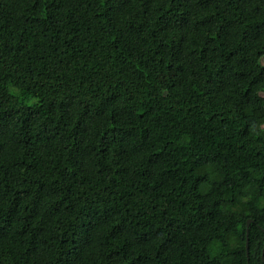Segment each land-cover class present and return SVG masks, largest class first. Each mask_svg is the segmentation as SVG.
Instances as JSON below:
<instances>
[{
  "label": "trees",
  "instance_id": "trees-1",
  "mask_svg": "<svg viewBox=\"0 0 264 264\" xmlns=\"http://www.w3.org/2000/svg\"><path fill=\"white\" fill-rule=\"evenodd\" d=\"M263 74L264 0H0V264H264Z\"/></svg>",
  "mask_w": 264,
  "mask_h": 264
},
{
  "label": "water",
  "instance_id": "water-1",
  "mask_svg": "<svg viewBox=\"0 0 264 264\" xmlns=\"http://www.w3.org/2000/svg\"><path fill=\"white\" fill-rule=\"evenodd\" d=\"M250 222H251L250 219L247 220V226L249 225ZM247 233H248V228H247ZM263 252H264V246H263V249H262V255H263ZM246 254H248V235H246Z\"/></svg>",
  "mask_w": 264,
  "mask_h": 264
},
{
  "label": "rangeland",
  "instance_id": "rangeland-1",
  "mask_svg": "<svg viewBox=\"0 0 264 264\" xmlns=\"http://www.w3.org/2000/svg\"><path fill=\"white\" fill-rule=\"evenodd\" d=\"M262 76H263V78H264V74H263Z\"/></svg>",
  "mask_w": 264,
  "mask_h": 264
}]
</instances>
